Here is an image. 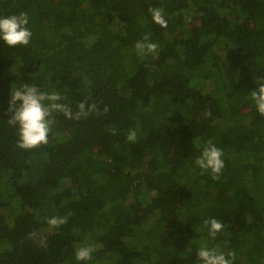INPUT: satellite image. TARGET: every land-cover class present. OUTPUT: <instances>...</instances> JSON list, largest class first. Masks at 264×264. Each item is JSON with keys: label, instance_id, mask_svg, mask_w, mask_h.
Masks as SVG:
<instances>
[{"label": "trees", "instance_id": "obj_1", "mask_svg": "<svg viewBox=\"0 0 264 264\" xmlns=\"http://www.w3.org/2000/svg\"><path fill=\"white\" fill-rule=\"evenodd\" d=\"M21 13L29 44L0 40V264H203L201 247L264 264V117L251 99L264 0H0V18ZM144 37L155 53L137 54ZM25 84L73 114L96 110L52 112L47 144L22 150L8 109ZM209 142L218 179L195 164ZM53 216L67 222L50 229ZM87 242L92 259L76 260Z\"/></svg>", "mask_w": 264, "mask_h": 264}, {"label": "clouds", "instance_id": "obj_2", "mask_svg": "<svg viewBox=\"0 0 264 264\" xmlns=\"http://www.w3.org/2000/svg\"><path fill=\"white\" fill-rule=\"evenodd\" d=\"M149 12L155 24L162 28L167 27L163 9L149 8ZM28 23L29 20L26 13L0 18V40L9 47L27 46L32 35L27 27ZM147 41L148 37H144V41L136 43L135 48L138 55L144 56L156 52L158 45ZM10 96L8 112L12 115L8 123L18 126L19 139L17 147L22 150L36 149L41 145L47 144L51 131L52 121L50 116L52 112L63 113L66 119L79 120L96 110L95 104L86 105L85 102H81L78 104L79 110L73 114L72 110L65 104L58 103L62 99L58 92H41L35 84L31 86L25 84L20 89L11 88ZM251 99L254 101L259 115L264 117V84L251 91ZM45 101H48V103L45 104ZM104 111L107 112L108 109L105 108ZM210 114V112H206L205 117ZM136 138V132L129 130L126 140L134 143ZM222 156V150L209 142L203 149L202 154L195 160V164L203 171H210L213 179H218L224 168ZM66 222L67 218L57 216L46 220V224L50 229H57ZM203 226L208 229V234L213 239L217 233L223 230L222 223L214 218L203 221ZM40 244L41 246H46V240H41ZM94 251L95 249L91 246L81 247L76 251L75 258L78 261L91 260ZM234 256L233 252L225 254L207 247H201L197 252V257L203 264H232V259L230 258H234Z\"/></svg>", "mask_w": 264, "mask_h": 264}, {"label": "rangeland", "instance_id": "obj_3", "mask_svg": "<svg viewBox=\"0 0 264 264\" xmlns=\"http://www.w3.org/2000/svg\"><path fill=\"white\" fill-rule=\"evenodd\" d=\"M249 1L253 2V0H249ZM194 111H195V113H194L195 114V118L200 120L201 117H202V114H203V101L201 99L198 100ZM17 225H18V227L22 228V222H19ZM89 246L93 247L91 242H87V244L85 246L84 245H79V244L75 245L77 250L80 249L81 247H89ZM157 264H165V261H163V260L162 261H158Z\"/></svg>", "mask_w": 264, "mask_h": 264}]
</instances>
